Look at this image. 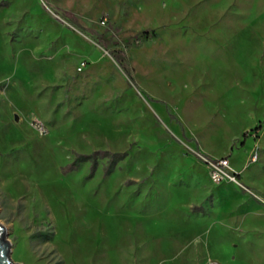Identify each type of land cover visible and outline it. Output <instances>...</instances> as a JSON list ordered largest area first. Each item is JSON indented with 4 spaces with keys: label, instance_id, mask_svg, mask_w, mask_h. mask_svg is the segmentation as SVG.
Segmentation results:
<instances>
[{
    "label": "rangeland",
    "instance_id": "1",
    "mask_svg": "<svg viewBox=\"0 0 264 264\" xmlns=\"http://www.w3.org/2000/svg\"><path fill=\"white\" fill-rule=\"evenodd\" d=\"M0 223L21 264H264V0H0Z\"/></svg>",
    "mask_w": 264,
    "mask_h": 264
},
{
    "label": "trees",
    "instance_id": "2",
    "mask_svg": "<svg viewBox=\"0 0 264 264\" xmlns=\"http://www.w3.org/2000/svg\"><path fill=\"white\" fill-rule=\"evenodd\" d=\"M81 31L86 32V30H83V29H81ZM116 60L120 64V66L122 67L124 72L129 76L131 81L134 83L135 82L134 78L132 77V75L130 74L128 69L126 68L124 62L122 60H120L119 58H116ZM161 103H163V102H161ZM170 117L173 118V119H176V121L178 122L176 116H174L173 114L170 113ZM182 132H183V135H185V131H184L183 128H182ZM121 156H122L121 154H112V153H109V152H96V153H94L92 155H83V154H81V155L77 156V160L74 162L73 168L77 167L80 162L89 161V162L92 163V169L94 170L96 168L97 161H98L97 157H99V158L103 157V158H108L107 172H111V170L113 169L116 161L119 160L121 158Z\"/></svg>",
    "mask_w": 264,
    "mask_h": 264
},
{
    "label": "built area",
    "instance_id": "3",
    "mask_svg": "<svg viewBox=\"0 0 264 264\" xmlns=\"http://www.w3.org/2000/svg\"><path fill=\"white\" fill-rule=\"evenodd\" d=\"M258 160V153L254 152L250 156V162ZM210 178L215 184H222L225 181L232 180L231 173L234 172L231 161L228 157L219 160L208 161Z\"/></svg>",
    "mask_w": 264,
    "mask_h": 264
},
{
    "label": "water",
    "instance_id": "4",
    "mask_svg": "<svg viewBox=\"0 0 264 264\" xmlns=\"http://www.w3.org/2000/svg\"><path fill=\"white\" fill-rule=\"evenodd\" d=\"M9 229L0 223V264H21L11 260V242L7 240Z\"/></svg>",
    "mask_w": 264,
    "mask_h": 264
},
{
    "label": "crops",
    "instance_id": "5",
    "mask_svg": "<svg viewBox=\"0 0 264 264\" xmlns=\"http://www.w3.org/2000/svg\"><path fill=\"white\" fill-rule=\"evenodd\" d=\"M230 159V158H229ZM230 161H231V159H230Z\"/></svg>",
    "mask_w": 264,
    "mask_h": 264
}]
</instances>
